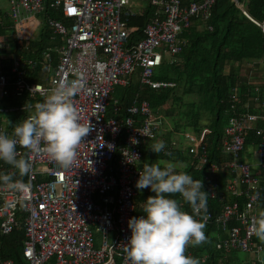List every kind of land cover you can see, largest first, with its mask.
Segmentation results:
<instances>
[{"label": "built area", "instance_id": "obj_1", "mask_svg": "<svg viewBox=\"0 0 264 264\" xmlns=\"http://www.w3.org/2000/svg\"><path fill=\"white\" fill-rule=\"evenodd\" d=\"M143 1L146 8L134 12L129 0H6L13 36L21 47L33 38L23 28L36 16L51 11L62 17V21L50 16L42 20L51 33L49 39L59 41L39 53L45 68L42 83L25 78L26 71L38 64L35 60L12 54L0 63V101L32 102L0 108L3 114L22 115L27 132L18 136L0 128V160L12 161L8 168L0 163V235L13 228L23 230L24 264H46L50 259L51 264H147L150 235L163 236L166 248L189 256L193 245L203 242L208 226L215 229V250L253 255L261 250L254 239L264 235V229L261 234L257 231L264 214L257 212L260 187L253 170L261 171L264 165V95L262 101L252 99L256 114L234 113L227 119L220 144L226 161L208 168L212 178L227 173L225 190L233 202L222 205L215 215L197 201L189 216L171 218L168 207L160 204L152 214L134 216V200L142 188V170L137 167L141 147L155 138L160 120L144 100L133 101L120 120L106 118L110 93L114 86H126L134 73L141 85L151 89L170 87L151 80L154 70L165 56L180 53L179 33L191 18L206 20L214 3ZM231 2L264 32L241 4ZM145 10L148 18L141 37L132 40L137 29L127 23ZM205 125L197 135L183 133L192 163L195 158L205 161L204 139L212 134ZM249 131L256 139L253 165L241 157ZM9 176L23 181L7 180ZM215 189L213 184L209 199L215 197ZM93 234L99 235L97 248ZM206 258L195 262L202 264ZM255 261L253 257L250 264ZM0 264L13 263L0 260Z\"/></svg>", "mask_w": 264, "mask_h": 264}, {"label": "trees", "instance_id": "obj_2", "mask_svg": "<svg viewBox=\"0 0 264 264\" xmlns=\"http://www.w3.org/2000/svg\"><path fill=\"white\" fill-rule=\"evenodd\" d=\"M236 1L241 4L242 9L251 19L264 26V0ZM147 13L148 10H145L142 14L129 19L127 26L137 29V32L131 35L132 40H138L141 37L140 29L147 21ZM43 16L42 20L50 16L62 21V17L55 12L45 11ZM50 34L49 29L42 26L36 38L28 42L26 47H21L16 43L12 26L5 13L0 12V44H4L5 47L0 49L2 56L0 63L7 62L12 54L19 55L21 59L41 61L39 53L59 43L56 37L53 38L54 40L49 39ZM178 40L182 42L180 53L171 57L170 61H163L151 77L152 81L170 84V87L151 89L141 85L137 73H134L126 86H118L117 89L114 86L108 99L106 118L120 120L128 115L126 109L133 101L144 100L148 102L150 111L162 120L152 141H157L164 146L150 149L147 142L141 147L139 167L143 171L144 182L150 187L135 198L134 216L147 213L143 207L146 208L149 205L155 207L157 203L161 207H168L171 218L179 215L189 216L192 206L197 201L203 202L215 215L222 205L233 202L235 198L225 190V184L229 179L227 173H219L212 178L208 175V168L210 164L226 161V157L220 154V142L223 139L222 129L227 119L234 113L236 115L244 112L256 114L252 99L263 100L264 32L246 19L231 0H214L210 8V16L206 20L191 18L190 25L179 33ZM56 62V55L52 53L53 65ZM6 69H3L5 73H7ZM246 71L248 75L245 74ZM44 73V67L38 65L31 71L27 70L25 78L33 83H42L41 75ZM253 74L257 77L252 78ZM114 107L118 110L114 111ZM1 114L4 117V114ZM8 116H5L7 119L5 123L1 122L0 117V123L5 124V129L12 134L15 132L18 136L19 132L20 135L24 133L27 136L23 127L24 123L16 126L18 122L15 121L16 117ZM166 119H175L181 126L170 124ZM206 120L209 124L207 126L212 130L211 136L205 138L203 143L207 156L201 165L196 163L185 172L183 178L196 188L187 195L181 194V191L173 187V184L171 186L168 182L166 184L165 175L155 178L150 162L153 160L181 162V153L186 154V152L171 147L172 141L169 136L182 130L180 129L182 125L183 128L199 133L200 129L205 127L203 122ZM255 125L259 126L257 123ZM159 127H161L160 131ZM123 137L124 135L120 134L119 146L122 144ZM255 141L253 132L249 131L245 146ZM245 154L247 155V152ZM16 162L22 163L23 159ZM0 163L4 168H8L12 161L5 159L0 160ZM12 178L9 176L8 180ZM15 179L21 180L20 177ZM213 184H216L215 197L209 199L207 192ZM259 187L260 202L264 207V181L259 182ZM214 230L209 226L205 228L203 242L195 243L189 250V256L184 252L166 248L167 240L163 236L150 235V259L147 264H199L198 261L195 262V259L203 255H207V258L202 264H242V260L235 256L236 251L226 254L214 249ZM23 241V230L19 228H13L8 234L0 235V260L24 264L21 253Z\"/></svg>", "mask_w": 264, "mask_h": 264}, {"label": "rangeland", "instance_id": "obj_3", "mask_svg": "<svg viewBox=\"0 0 264 264\" xmlns=\"http://www.w3.org/2000/svg\"><path fill=\"white\" fill-rule=\"evenodd\" d=\"M129 7L131 9L134 10V12H137L140 7L142 8H146V2L143 1V0H129ZM0 12L1 13H6L7 12V3H6V0H0ZM11 51V50H10ZM165 61H170L171 58H168V56H165ZM52 74V71L49 72V77L51 76ZM115 89L118 88V86H115L114 87ZM111 98L113 99V97L111 96ZM1 107V105H0ZM205 114V112H204ZM0 117H1V122L5 121V117H3L0 113ZM162 121V120H161ZM167 121L170 123V124H178L179 127L181 126L180 123H178L177 120L175 119H172V120H168ZM207 121V120H206ZM203 122V124H208V121L207 122ZM206 126V125H204ZM184 126L182 125V128L180 129H184L185 131L187 132H191L190 129L188 128H183ZM161 127H159V131H160ZM182 130H180L178 133H175L173 135H170L169 138H171V141L174 143V149L176 150H182V151H186V143L183 139V136H182ZM172 136V137H171ZM152 146L153 148L159 146V147H163L164 145L163 144H160L158 143L157 141H152ZM252 151V150H251ZM250 151V153H251ZM181 158H182V161L181 162H173L171 160H167V161H151L150 164L152 166V170L154 171L153 172V175H155V178H159L161 176H166L165 178H167V181H166V184L167 182L169 183V186H171L173 184V187L176 186V178L179 176V178L181 177V173H178V172H181V170L184 169V167L186 166V163L187 161H189V157L187 156V154L185 153H181ZM247 159H248V163L250 165H253L255 163V159L253 157V155H248L247 156ZM158 167H160V171H158ZM166 170L165 172L164 171H161V170ZM178 174V175H177ZM182 182L181 184V189L183 191H187L191 188H195L194 185L192 184H189L187 183L186 179L185 178H181L180 179V183ZM174 193V192H173ZM135 228V226H134ZM93 239H94V248H97L98 247V244H99V235L98 234H93ZM235 256L237 259L239 260H245L246 259V255L243 254V253H240V252H235ZM258 256L263 260V263H264V250L261 251L260 253H258ZM52 263V259L48 260L46 262V264H51Z\"/></svg>", "mask_w": 264, "mask_h": 264}, {"label": "clouds", "instance_id": "obj_4", "mask_svg": "<svg viewBox=\"0 0 264 264\" xmlns=\"http://www.w3.org/2000/svg\"><path fill=\"white\" fill-rule=\"evenodd\" d=\"M7 3V2H6ZM5 15H6V18L9 20V22H10V24H11V26H12V30H13V34H14V32H15V27H14V23L11 21V19L9 18V16H8V6H7V12L5 13ZM43 15H38V16H36L32 21H30L27 25H25V27L23 28V31L24 32H26V33H28L29 35H31L33 38L30 40V41H32V40H34L35 38H36V36H37V34H38V30L43 26V23H42V17ZM43 28H45L44 26H43ZM29 41V42H30ZM2 46L4 45V44H1ZM160 121H161V119H160ZM207 122V121H206ZM161 124H159V126H160ZM204 125H205V123H204ZM184 132H187V131H183L182 132V136H183V133ZM189 133H193V134H195V135H197V134H199V133H195V132H193V131H191V132H189ZM211 136V135H210ZM184 139V138H183ZM205 140V139H204ZM152 141V140H151ZM151 141H148V143H151ZM185 141V140H184ZM147 143V142H146ZM185 143H186V154H187V156L189 157V161L187 162V164H186V166L184 167V169L183 170H181V172H178V173H181V177L179 178V176L176 178V189L177 190H180L181 191V194H188V192H190V191H192V190H194L195 188H196V186H195V188H191V189H189V190H187V191H183L182 189H181V184H182V182L180 183V179L181 178H183V175L185 174V172L188 170V169H190L191 167H193L196 163H198V164H200L201 165V163L202 162H200V161H198V159H194V161H193V163L191 162L192 161V157H191V155L189 154V152H188V148H189V146L187 145V142L185 141ZM221 143V142H220ZM171 144H172V146L171 147H174V143L173 142H171ZM252 150V151H251ZM250 151H251V153H250ZM247 152V155L245 154ZM222 155V154H221ZM248 155H253V149H252V147H250L249 145L246 147L245 146V143H244V146H243V151H242V155H241V157L244 159L245 158V160H246V162L248 163V159H247V156ZM205 156H207L206 155V153L204 154V159H205ZM253 157H254V155H253ZM254 159H255V157H254ZM19 163V162H18ZM190 163H192L191 164V166H190ZM20 164V163H19ZM139 164H140V162H139ZM139 164H138V168L139 169H141L140 167H139ZM197 164V165H198ZM196 165V166H197ZM142 170V169H141ZM178 175V174H177ZM16 177H19V176H16ZM21 179V178H20ZM8 180V179H7ZM9 180H16L15 178H12V179H9ZM21 181H23V180H21ZM187 183H188V181H187ZM190 184V183H189ZM147 187L149 188L150 187V185L149 184H146L145 182H144V178H143V171H142V188L138 191V194L137 195H139V194H141V193H143V192H145L146 190H147ZM154 187V186H153ZM137 197V196H136ZM135 197V198H136ZM134 202H135V200H134ZM157 205H159V203H157ZM157 205H155V207H152V205H149V209H147L146 211H147V213H150V214H152L153 212H154V210L156 209V207H157ZM147 213H145V214H147ZM148 217H149V214H148Z\"/></svg>", "mask_w": 264, "mask_h": 264}, {"label": "crops", "instance_id": "obj_5", "mask_svg": "<svg viewBox=\"0 0 264 264\" xmlns=\"http://www.w3.org/2000/svg\"><path fill=\"white\" fill-rule=\"evenodd\" d=\"M26 47V46H25ZM24 49V48H23ZM37 62V61H36ZM38 65H40V63L38 62V64L35 66V68L38 66ZM42 66V65H41ZM34 68V69H35ZM261 70V69H260ZM31 71V70H30ZM44 72H45V68H44ZM246 75H248V71H246V73H245ZM244 74V75H245ZM42 76V81H43V75H41ZM257 76L255 75V74H253L252 75V78H256ZM40 79H41V77H40ZM16 101H18V103H16ZM21 103H26V104H28V103H32L30 100H28V101H26L25 99H6V100H2V101H0V105H1V107L0 108H7L8 106H16V105H18V104H21ZM28 113L29 112H25V115L27 114L28 115ZM31 113V112H30ZM33 114H35V113H33ZM2 115V114H1ZM8 115H12V116H15L16 117V120L15 121H18V122H16V126H21V124H22V119H23V116L22 115H19V114H4V117L5 116H8ZM8 117H10V116H8ZM7 120V119H6ZM159 120H160V118H159ZM164 120V119H163ZM14 121V122H15ZM166 121H167V119H166ZM3 123H5V121H3ZM5 124H2V123H0V128H2V129H4V130H6L5 129V126H4ZM4 126V127H3ZM8 131V130H7ZM11 133V132H10ZM20 133V132H19ZM14 134H16L15 132H14ZM147 145H148V147L150 148V149H156V147L155 148H153V146H152V142L151 143H147ZM250 147H252V143H250V144H248ZM158 147V146H157ZM263 168V169H262ZM261 168V171L259 170V169H254L253 170V174L255 175V177H256V179L258 180V182H260L261 180L262 181H264V165H263V167ZM260 197H261V195H260ZM261 201H262V198H261ZM259 205H260V208L258 209V211L257 212H261V213H263L264 214V207L262 206V203L260 202V199H259ZM145 210H147L148 208H149V206H147L146 208L145 207H143ZM257 228H259V230L257 229V231H258V233L259 234H261V232L263 231V229H264V224H262V223H258V227ZM254 241L255 242H257V243H260L261 244V250H260V252L261 251H263L264 250V235H262V237H259V236H257V237H255V239H254ZM263 244V245H262ZM260 252H258V253H260ZM258 253H255L254 255L253 254H245L246 255V259L245 260H243V261H241L242 262V264H250V263H252L251 262V259H253V257H254V259L256 260L255 262H254V264H264L263 263V260L258 256Z\"/></svg>", "mask_w": 264, "mask_h": 264}]
</instances>
